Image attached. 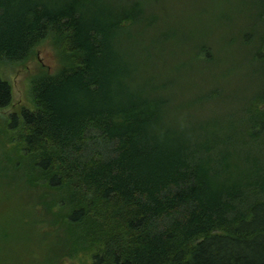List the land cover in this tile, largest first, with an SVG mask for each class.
<instances>
[{"label":"trees","instance_id":"1","mask_svg":"<svg viewBox=\"0 0 264 264\" xmlns=\"http://www.w3.org/2000/svg\"><path fill=\"white\" fill-rule=\"evenodd\" d=\"M168 1L0 0V64L50 37L61 56L0 117V264H264V0L260 89L224 130L202 111L225 100L214 54L184 31L207 0Z\"/></svg>","mask_w":264,"mask_h":264},{"label":"rangeland","instance_id":"2","mask_svg":"<svg viewBox=\"0 0 264 264\" xmlns=\"http://www.w3.org/2000/svg\"><path fill=\"white\" fill-rule=\"evenodd\" d=\"M192 1V4L196 5L194 0ZM172 2L173 0H169L167 5ZM261 8L262 3L259 0H207L205 6L198 9L195 20L185 21L184 31L189 34L195 29L196 35H193L197 38L204 35L206 39H196L197 41L194 42L198 44L206 41L209 51L216 59V63L206 73L210 79L214 77L217 79L215 84L212 83L214 79L209 84L221 87L225 100L213 101L214 106L206 104L204 108L207 109L203 108L202 111L206 113L208 117L206 119L211 121L213 115L221 116L217 122L222 130L229 125L227 120L235 116L234 109L244 104L249 106L248 104L254 100V96L260 89L256 78L252 79L247 59L257 50L259 43L256 40L257 33H263L259 28L261 23L256 24V11L258 12ZM60 67L61 56L57 46L52 42V37L46 38L37 46L26 61H3L0 64V75L2 79L10 83L13 101L9 107L0 110V117L17 112L22 107L33 110V80L43 73H54ZM245 88H248L246 93H244ZM2 138L1 129L0 148L4 155L13 145L9 141H3ZM238 156L234 157V153L231 154L229 162L239 164L241 156ZM212 183L216 184L213 178L210 179V184L213 185ZM225 184L226 182L223 183ZM44 214L49 220H53L48 213L44 212ZM54 222V220L51 223L48 222L52 230L56 229ZM48 224L43 223L41 228L47 227ZM68 256L69 254L64 257V264H83L78 258H74V255Z\"/></svg>","mask_w":264,"mask_h":264}]
</instances>
